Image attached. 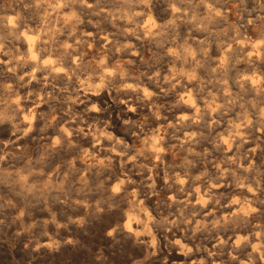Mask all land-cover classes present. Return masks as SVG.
<instances>
[{"label":"clouds","instance_id":"1","mask_svg":"<svg viewBox=\"0 0 264 264\" xmlns=\"http://www.w3.org/2000/svg\"><path fill=\"white\" fill-rule=\"evenodd\" d=\"M0 264H264V0H0Z\"/></svg>","mask_w":264,"mask_h":264}]
</instances>
